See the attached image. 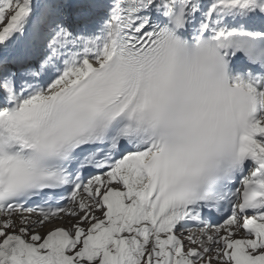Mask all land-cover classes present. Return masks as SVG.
Wrapping results in <instances>:
<instances>
[{
    "label": "snow or ice",
    "instance_id": "obj_1",
    "mask_svg": "<svg viewBox=\"0 0 264 264\" xmlns=\"http://www.w3.org/2000/svg\"><path fill=\"white\" fill-rule=\"evenodd\" d=\"M0 264H264V0H0Z\"/></svg>",
    "mask_w": 264,
    "mask_h": 264
}]
</instances>
